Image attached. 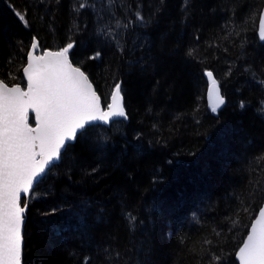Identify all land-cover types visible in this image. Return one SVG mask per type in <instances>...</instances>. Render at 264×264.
I'll return each instance as SVG.
<instances>
[{
  "label": "trees",
  "instance_id": "1",
  "mask_svg": "<svg viewBox=\"0 0 264 264\" xmlns=\"http://www.w3.org/2000/svg\"><path fill=\"white\" fill-rule=\"evenodd\" d=\"M79 2L0 0L4 82L26 87L33 37L40 53L74 41L104 107L122 83L127 115L92 124L25 197L23 264H238L264 203V0H124L125 54ZM206 71L225 98L215 112Z\"/></svg>",
  "mask_w": 264,
  "mask_h": 264
},
{
  "label": "snow or ice",
  "instance_id": "2",
  "mask_svg": "<svg viewBox=\"0 0 264 264\" xmlns=\"http://www.w3.org/2000/svg\"><path fill=\"white\" fill-rule=\"evenodd\" d=\"M117 7L127 9L129 5L124 0H80L78 4L80 10H91L96 17L98 39L125 54L126 36L133 21L119 18ZM17 16L27 25L24 15L17 12ZM135 20L145 23L139 7ZM259 34L264 40V16ZM38 47V39L33 37L23 68L27 91L0 81V264H21L22 226L28 207L25 197H30L46 170L63 157L69 142L86 134L93 122L108 124L113 118H126L122 83L114 84L105 110L88 75L70 60L74 41L57 51H43L42 55L34 54ZM100 57L101 52L96 51L91 58ZM205 75L215 112L225 100L213 73L206 71ZM29 110L35 112V127L29 126ZM237 255L240 264H264V209Z\"/></svg>",
  "mask_w": 264,
  "mask_h": 264
},
{
  "label": "water",
  "instance_id": "3",
  "mask_svg": "<svg viewBox=\"0 0 264 264\" xmlns=\"http://www.w3.org/2000/svg\"><path fill=\"white\" fill-rule=\"evenodd\" d=\"M261 16H264V3H263V6H262V9H261V11H260V14H259V18H258V25H257V30H256V33H257V36H258V39L260 40V41H262V42H264V40H261L260 39V19H261ZM37 51H38V48L35 50V52H34V54L35 55H40V54H38L37 53ZM45 51H53V50H45ZM26 65H27V63H26ZM25 65V66H26ZM74 65V64H73ZM75 66V65H74ZM82 70V69H81ZM23 74H24V72H23ZM207 77V76H206ZM24 78H25V80H26V83H27V77L25 76V74H24ZM208 78V77H207ZM0 81H2V82H4L1 78H0ZM89 81H90V79H89ZM8 87H16V86H19V87H21L20 85H18V84H15V85H8L6 82H4ZM90 83H92L91 81H90ZM93 85V84H92ZM219 86V85H218ZM209 87H210V82H209V80H208V86H207V91H206V101H207V105H208V107L209 108H211V110H212V101L209 99ZM22 88V87H21ZM93 88H94V85H93ZM94 90H95V88H94ZM96 91V90H95ZM97 92V91H96ZM220 94L222 95V93H221V90H220ZM97 95H99L98 93H97ZM222 97H223V95H222ZM224 98V97H223ZM224 100H225V98H224ZM110 102H111V100H110ZM123 104H124V101H123ZM224 105V104H223ZM223 105H221L218 109H220ZM102 107H103V105H102ZM217 109V110H218ZM106 110V109H105ZM126 111V110H125ZM30 112H33V113H35L34 111H32V110H29V115H30ZM127 116V115H126ZM124 119L125 117H116V118H113L108 124H105V123H103V122H99V121H97V122H93V124L94 123H101V124H104V125H109L112 121H114V120H116V119ZM75 140V139H74ZM74 140H72V141H70L69 143H71V142H73ZM60 160V159H59ZM59 160H56L55 162H54V164L55 163H58L59 162ZM53 164V165H54ZM52 165V166H53ZM52 166H50L47 170H46V172H45V174L47 173V171L52 167ZM45 174H43L42 175V177H44L45 176ZM27 198V197H26ZM262 209H264V203L260 206V208L258 209V211H257V213H256V215H255V217H254V219L252 220V222H251V225H250V227H249V230H248V233H247V235L245 236V238H244V240H243V242H242V244L240 245V247L238 248V250L236 251V254H235V258H236V260H237V262H238V264H240V260H239V257H238V255H237V253L239 252V249L241 248V247H243V245H244V243H245V241L247 240V237H248V235L250 234V232H251V227H252V225L255 223V221L257 220V219H259V213H260V211L262 210ZM27 210V209H26ZM25 220H26V211H25ZM25 220H24V223H23V226H22V235H23V228H24V224H25ZM23 246H24V238H23V241H22V258H21V264H23Z\"/></svg>",
  "mask_w": 264,
  "mask_h": 264
},
{
  "label": "rangeland",
  "instance_id": "4",
  "mask_svg": "<svg viewBox=\"0 0 264 264\" xmlns=\"http://www.w3.org/2000/svg\"><path fill=\"white\" fill-rule=\"evenodd\" d=\"M38 54H40V55H42L43 53L41 52H37ZM25 91H27V84H26V87L25 88H23ZM107 108V107H106ZM31 116L33 117V120H34V124H31L30 123V118H31ZM127 118V117H126ZM125 119V118H124ZM186 119H184V121H185ZM29 126L30 127H35L36 126V117H35V113H33V112H30V115H29ZM245 212H247V214H248V210H245ZM246 214V213H245ZM246 214V215H247ZM243 218V217H242ZM246 217H244L243 218V220L245 219Z\"/></svg>",
  "mask_w": 264,
  "mask_h": 264
},
{
  "label": "bare ground",
  "instance_id": "5",
  "mask_svg": "<svg viewBox=\"0 0 264 264\" xmlns=\"http://www.w3.org/2000/svg\"><path fill=\"white\" fill-rule=\"evenodd\" d=\"M25 91V90H24Z\"/></svg>",
  "mask_w": 264,
  "mask_h": 264
}]
</instances>
